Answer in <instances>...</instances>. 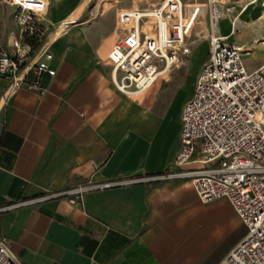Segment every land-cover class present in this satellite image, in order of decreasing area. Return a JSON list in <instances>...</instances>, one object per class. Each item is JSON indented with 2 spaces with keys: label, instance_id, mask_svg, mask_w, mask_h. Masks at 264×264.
Wrapping results in <instances>:
<instances>
[{
  "label": "crops",
  "instance_id": "obj_1",
  "mask_svg": "<svg viewBox=\"0 0 264 264\" xmlns=\"http://www.w3.org/2000/svg\"><path fill=\"white\" fill-rule=\"evenodd\" d=\"M258 1L235 26L230 17L220 20V34L244 46L235 39L240 26L257 17L264 28ZM47 2L43 23L55 25L47 39L56 74L44 77L42 93L22 88L11 96L0 79V236L23 264H219L246 227L228 200L202 201L189 179L95 190L77 206L66 198L15 206L89 180L160 175L176 169L181 147L183 106L175 112L174 96L160 98L162 80L180 66L144 93L126 95L108 61L123 33L118 14L117 37L103 23L81 20L89 1Z\"/></svg>",
  "mask_w": 264,
  "mask_h": 264
},
{
  "label": "built area",
  "instance_id": "obj_2",
  "mask_svg": "<svg viewBox=\"0 0 264 264\" xmlns=\"http://www.w3.org/2000/svg\"><path fill=\"white\" fill-rule=\"evenodd\" d=\"M258 0H162L149 8L118 13L123 31L108 61L117 89L126 95L149 90L191 53L187 39L196 22L209 20L208 52L181 112L176 169L155 176L87 181L47 191L15 206L53 198L81 205L87 193L141 180L189 179L204 202L226 199L246 227L245 235L219 264H264V63L248 70L245 48L219 32V23ZM12 8L14 29L0 37V79L5 95L19 89L44 92L54 76V54L43 17L47 0H4ZM188 6V7H187ZM238 6L240 10L233 15ZM148 23L149 27L144 29ZM0 264H23L11 240L0 236Z\"/></svg>",
  "mask_w": 264,
  "mask_h": 264
},
{
  "label": "rangeland",
  "instance_id": "obj_3",
  "mask_svg": "<svg viewBox=\"0 0 264 264\" xmlns=\"http://www.w3.org/2000/svg\"><path fill=\"white\" fill-rule=\"evenodd\" d=\"M87 1L89 4L81 20H89V24L95 23L94 25L103 23L106 27L104 32L116 34L118 37L119 30L116 29L118 12L124 9L149 8L159 4L162 0H84V3ZM185 1L188 2V0ZM258 5L264 10V0L258 1ZM253 6H248V8L252 10ZM259 11L260 8H255L252 11V17ZM76 18L77 15L75 14L74 21ZM256 18L251 19L252 22H255L249 28L240 26V30L235 35V39L244 44L243 61L248 70L257 68L264 61V28L260 27V22ZM10 26L9 9L4 0H0V33L5 31L6 34H10ZM54 29L55 25L51 26L50 29L46 30V34L48 35ZM210 32L211 25L208 19L204 22H196L191 36L187 39L191 46V53L183 55L180 68L171 71L168 80H162L161 101H169L174 96L172 108L175 112L183 106L192 93L200 70V63L205 59L208 52V35Z\"/></svg>",
  "mask_w": 264,
  "mask_h": 264
},
{
  "label": "bare ground",
  "instance_id": "obj_4",
  "mask_svg": "<svg viewBox=\"0 0 264 264\" xmlns=\"http://www.w3.org/2000/svg\"><path fill=\"white\" fill-rule=\"evenodd\" d=\"M137 9H139V8H134V10H137ZM148 27H149V24L146 23V24L144 25V29H146V28H148ZM161 75H162L163 77H167V71L162 72Z\"/></svg>",
  "mask_w": 264,
  "mask_h": 264
}]
</instances>
